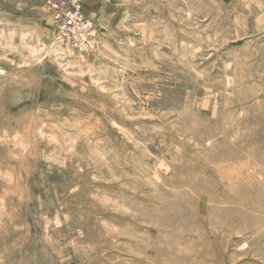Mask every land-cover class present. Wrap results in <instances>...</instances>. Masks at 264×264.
I'll return each mask as SVG.
<instances>
[{"label": "rangeland", "instance_id": "rangeland-1", "mask_svg": "<svg viewBox=\"0 0 264 264\" xmlns=\"http://www.w3.org/2000/svg\"><path fill=\"white\" fill-rule=\"evenodd\" d=\"M0 0V264H264V0Z\"/></svg>", "mask_w": 264, "mask_h": 264}, {"label": "built area", "instance_id": "built-area-1", "mask_svg": "<svg viewBox=\"0 0 264 264\" xmlns=\"http://www.w3.org/2000/svg\"><path fill=\"white\" fill-rule=\"evenodd\" d=\"M50 38L72 50L84 51L96 36L97 28L84 14L80 0H57L53 3Z\"/></svg>", "mask_w": 264, "mask_h": 264}]
</instances>
